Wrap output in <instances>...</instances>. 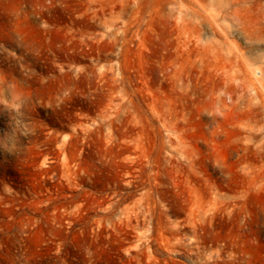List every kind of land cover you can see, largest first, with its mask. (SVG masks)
Instances as JSON below:
<instances>
[{"label":"rangeland","instance_id":"obj_1","mask_svg":"<svg viewBox=\"0 0 264 264\" xmlns=\"http://www.w3.org/2000/svg\"><path fill=\"white\" fill-rule=\"evenodd\" d=\"M0 264H264V0H0Z\"/></svg>","mask_w":264,"mask_h":264}]
</instances>
